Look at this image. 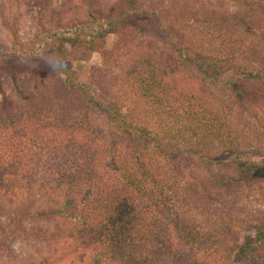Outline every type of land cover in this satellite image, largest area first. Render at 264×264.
I'll use <instances>...</instances> for the list:
<instances>
[{
    "label": "trees",
    "instance_id": "trees-1",
    "mask_svg": "<svg viewBox=\"0 0 264 264\" xmlns=\"http://www.w3.org/2000/svg\"><path fill=\"white\" fill-rule=\"evenodd\" d=\"M77 8L84 22L57 21ZM53 17L0 45V194L60 220L71 262L263 261L264 0H56ZM93 54L86 87L75 66ZM28 76L43 80L24 92Z\"/></svg>",
    "mask_w": 264,
    "mask_h": 264
},
{
    "label": "rangeland",
    "instance_id": "rangeland-1",
    "mask_svg": "<svg viewBox=\"0 0 264 264\" xmlns=\"http://www.w3.org/2000/svg\"><path fill=\"white\" fill-rule=\"evenodd\" d=\"M30 2V0H25L24 6H18L12 10L0 9V45L8 46L13 42L29 44L37 35V23H47L54 18L56 0H46L39 21L28 10ZM148 5L158 6L157 3ZM221 6L225 12L232 15L246 13V10L234 1ZM160 18L165 21V19H168V15L161 13ZM85 20V10L81 8L63 13L61 18H57V21L65 26L78 21L84 22ZM115 43L116 38L114 36L106 37L105 50L110 51ZM101 66L102 59L98 54H93L86 62H79L75 66L78 81L86 87H91L93 73L95 69L101 68ZM45 78L53 82L56 87L60 86L61 78L54 79L49 75ZM41 80L43 79L36 76H28L18 80V83L24 92H28L35 82H41ZM1 82L4 93L11 95V82L7 78H2ZM244 159L248 163L262 162L257 157L245 156ZM260 201L261 198H258L257 203L251 199L252 205L250 207L259 206ZM29 202L30 200L25 197L11 200L0 194V264H79L78 262H71L65 256L69 247H67V240L60 232L61 221L54 218H44L39 213L42 206L32 203V207H29ZM25 208L27 212L24 211ZM20 215H27L28 219L18 221ZM245 235L252 237L251 232L242 231L237 236L242 239ZM228 240V243L231 244L232 238ZM260 253L264 256V249ZM234 264L248 263L239 261ZM259 264H264V260Z\"/></svg>",
    "mask_w": 264,
    "mask_h": 264
}]
</instances>
